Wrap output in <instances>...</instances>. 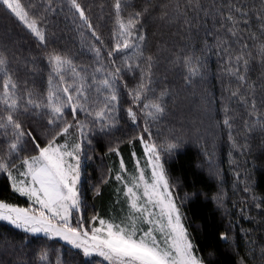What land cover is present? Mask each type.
Returning <instances> with one entry per match:
<instances>
[{"label": "trees", "instance_id": "1", "mask_svg": "<svg viewBox=\"0 0 264 264\" xmlns=\"http://www.w3.org/2000/svg\"><path fill=\"white\" fill-rule=\"evenodd\" d=\"M77 2L103 45L96 41L70 0H21L26 9L35 5L30 14L41 18L46 43L40 42L0 3V53L9 60L8 67L20 86L19 94L23 96L30 90L37 100L44 99L49 87L50 53L72 59L78 69L89 75V83L93 73L99 81L115 67L121 68L122 79L116 81L120 98L115 114L117 129L101 132L88 121L91 131L87 139L92 143H84L89 151L85 156L90 160L82 173L83 202L92 216L106 215L124 201L115 186L121 158L129 170H135L136 159L141 162L145 158L139 141H127L144 128L141 105L129 93L141 80L135 64L146 68V61L143 57L137 61L131 49L112 58L107 56L115 43V0ZM236 8L246 15L241 16ZM218 11L223 15H217ZM135 12H144L138 30L145 35L144 57H153L148 98L156 99L165 93L160 100L165 113L160 120L149 121V127L157 143H180L172 156L164 157V162L198 255L206 264H264V56L259 51L264 44V0H122L124 17ZM229 12L241 21L238 37L228 32L232 25L223 17ZM244 43L248 45L246 49L242 48ZM94 46L101 49V60L91 51ZM123 56L133 57L129 61L133 64L131 71L124 68ZM237 56L248 61L247 69L243 60L237 62ZM110 59H115L116 64L112 65ZM101 66L105 72H94ZM240 75L245 77L243 81L238 79ZM90 95L97 96L91 90ZM103 95L107 93L100 94L99 103ZM3 107L0 104V109ZM128 108L137 113L135 125L127 115ZM65 115L72 120L67 110ZM77 117L84 120L86 116L78 112ZM47 118L46 113L20 116L25 132L31 131L42 145L44 137L38 133L49 131ZM226 118L231 127L224 124ZM12 141V130L0 129V156L7 154ZM117 146L119 154L109 151ZM20 149L11 156L14 162L36 153L27 136ZM102 169L110 171L109 177L101 176ZM10 183L6 174L0 173V200L29 205L28 198L13 192ZM222 233H227V241L220 239ZM45 249L48 258L40 260L38 254ZM61 259L65 264H97L60 240L25 233L0 220L2 264H58Z\"/></svg>", "mask_w": 264, "mask_h": 264}, {"label": "snow or ice", "instance_id": "2", "mask_svg": "<svg viewBox=\"0 0 264 264\" xmlns=\"http://www.w3.org/2000/svg\"><path fill=\"white\" fill-rule=\"evenodd\" d=\"M0 3L40 42L46 43L45 31L40 27L41 18L30 14V9L35 5H30L29 9H26L21 0H0ZM70 4L96 41L103 45L101 37L86 16L81 4L77 0H70ZM113 8L115 43L112 49L107 51V56L112 58L118 53L131 49L137 61L142 57L146 61V68H141L138 62L135 64L140 70L141 80L129 93L133 101L141 105V113L145 117L144 128L138 135L132 136L127 143L140 142L146 157L145 163L150 169V177H145L139 159L135 161V175L129 174L128 179L119 173L115 176V179L124 185V194L129 203L127 222L116 224L93 215L89 222L94 226L90 229L85 227L79 188L84 143L87 141L90 145L92 141L87 139V132L91 131L89 124L85 120L78 119L77 113L91 117V123L101 132L111 133L117 129L118 121L115 114L118 111L120 98L116 81L122 79L121 68L115 67L114 71L108 72L106 77L99 81L95 79L93 73L92 82L89 83V75L85 70L78 69L72 59L59 53H50L47 56L51 73L48 78L49 87L43 100L34 99L30 90L23 96L19 94L20 86L8 67L9 60L5 54L0 53V74H2L0 104L4 106L0 109V129L10 128L13 134V141L8 145L7 154L0 156V173L6 174L13 192L31 201L28 207H20L0 200V220L25 233L60 238L72 249L82 250L84 256L95 254L103 257L110 264H206L205 259L198 255V249L184 226L181 208L173 195L174 186L170 183L165 168L164 157L172 156L174 150L180 147V143L170 140L157 143L149 127V121H158L165 113V108L160 102L165 93H161L156 99L148 98V93L151 91L149 86L152 83L153 57H144L145 35L138 30L147 8L144 12H135L127 17L122 15V0H115ZM235 11L241 16L246 15L240 8H236ZM217 15L223 14L218 11ZM223 18L232 25L228 28V32L238 37L241 31L238 25L241 21L235 19L231 12ZM244 23L246 24L247 21ZM261 27L264 29V24ZM252 38L255 39V36L253 35ZM247 47V43L242 45L244 49ZM91 51L98 60L102 59L99 47L94 46ZM259 51L264 56V44L260 45ZM132 58L123 56V66L128 71L133 68V64L129 62ZM236 60L237 62L243 60L247 69L248 61L243 56H237ZM110 63L115 65L116 60L110 59ZM190 70L195 71V69ZM94 72H105V68L101 66ZM53 77L57 79L56 84H53ZM238 79L243 81L245 77L240 75ZM90 90L97 94L95 98L90 95ZM102 92H106L107 95H103V102L99 103ZM232 95L236 96L237 93L234 92ZM241 99L243 100V97ZM252 105L255 108V100L252 101ZM66 110L72 116L71 121L65 115ZM43 113L47 114L46 123L49 131L38 133L44 137L42 145L31 131L25 132L20 116ZM127 115L135 125L137 113L132 108H128ZM224 124L231 127L227 118ZM25 136L30 139L36 154L22 158L23 171H19L11 156L20 152L22 139ZM61 137L63 141L58 142ZM109 151L119 154L118 146L110 148ZM132 156L135 158L136 153L133 152ZM120 168L121 172L127 173L123 158L120 161ZM14 171H16L15 175ZM96 193L99 194V188H96ZM216 199L219 201L220 198ZM256 206L260 207V205ZM73 212L78 217L76 226L72 224ZM97 221L99 226H95ZM138 223H146L147 230L139 228ZM220 239L227 241L229 237L227 233H222ZM38 255L40 260L48 258L46 249L41 250ZM58 264H65V261L61 259Z\"/></svg>", "mask_w": 264, "mask_h": 264}, {"label": "rangeland", "instance_id": "3", "mask_svg": "<svg viewBox=\"0 0 264 264\" xmlns=\"http://www.w3.org/2000/svg\"><path fill=\"white\" fill-rule=\"evenodd\" d=\"M85 116V115H84ZM84 120L86 121V123L89 121V122H91V120H92V118L91 117H85L84 118ZM71 131V130H70ZM60 142H62V141H60ZM89 153V151H88V148L86 147H84V154L82 155V163H81V183H80V185H79V188H80V191H81V196H82V173H83V169H84V167H85V165L89 162V160H90V158H89V156H88V158H89V160H88V158L85 156L86 154H88ZM17 154V153H16ZM15 154V155H16ZM36 153H34L33 155H35ZM27 157V156H26ZM146 160V157L145 158H143L142 159V161L140 162V168H143L144 169V172H145V177L146 178H148V177H150V169L147 167V165H146V163H145V160ZM21 161H22V159H18V161L17 162H15L16 163V165H17V168H18V170L19 171H23V167L21 166ZM166 168V167H165ZM127 169V168H126ZM121 174V175H124L125 176V179H128V177H129V174H131V175H135L136 174V169L134 170V169H131V170H129V169H127V173H123V172H121V168H119V170H116V172H115V176L117 175V174ZM14 175L16 174V171H14V173H13ZM168 174V173H167ZM109 175H110V171H107V170H104L103 171V169L101 170V176L103 177V178H107V177H109ZM169 177V176H168ZM169 180H170V183L174 186V184H173V182H172V180L169 178ZM115 186L117 187V189H119V191H116V192H118L119 193V195H120V197L124 200V201H122L121 202V204H120V202H119V206H117L116 208H112V210L110 211V213H107L106 215H101V214H97L100 218H102V219H105V220H108V221H110V222H113V223H116V224H121V223H126L127 222V217H128V215H129V203H128V201H127V198L125 197V188H124V185L121 183V182H119L118 181V183L117 184H115ZM173 195H174V197L176 198V201H177V204H178V206H180L179 205V203H178V198H177V195H176V193H175V186H174V191H173ZM6 202V201H5ZM7 203H9V202H7ZM12 204H14V203H12ZM31 204V201H30V203H29V205ZM16 205H18V204H16ZM29 205H18V206H20V207H28ZM86 206H87V204H85L84 202H83V196H82V207H83V215H84V226L85 227H88L89 229L92 227V226H94L92 223H90L89 221H90V217L92 216L90 213H89V211H88V209L86 208ZM182 212V211H181ZM77 219H78V217H77V214L75 213V212H73V219H72V224H73V226H76L77 225ZM2 221V220H1ZM182 221H183V223H184V216H183V213H182ZM5 222V221H4ZM95 226H99V224H98V221L95 223ZM185 226V225H184ZM138 227L139 228H142V229H144L145 231L147 230V228H148V225L146 224V223H138ZM33 235V234H32ZM35 236H44V234H35ZM44 237H46V236H44ZM48 238V237H47ZM51 239H57V240H60V241H62L63 243H65V244H67L65 241H63L62 239H60V238H51ZM81 252H82V250H80ZM83 253V252H82ZM86 257H88V258H91V259H93L97 264H110V262L109 261H106V260H104V258L103 257H100V256H98V255H95V254H93L92 256H86Z\"/></svg>", "mask_w": 264, "mask_h": 264}]
</instances>
